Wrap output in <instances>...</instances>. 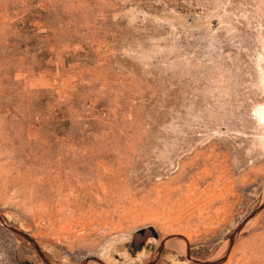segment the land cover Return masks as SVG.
I'll list each match as a JSON object with an SVG mask.
<instances>
[{
    "label": "rangeland",
    "instance_id": "374dc122",
    "mask_svg": "<svg viewBox=\"0 0 264 264\" xmlns=\"http://www.w3.org/2000/svg\"><path fill=\"white\" fill-rule=\"evenodd\" d=\"M263 112L264 0H0V264H264Z\"/></svg>",
    "mask_w": 264,
    "mask_h": 264
},
{
    "label": "water",
    "instance_id": "95a60500",
    "mask_svg": "<svg viewBox=\"0 0 264 264\" xmlns=\"http://www.w3.org/2000/svg\"><path fill=\"white\" fill-rule=\"evenodd\" d=\"M149 230L152 232V234L155 233V232H154V229H153L152 227H150ZM141 231H143V230H141Z\"/></svg>",
    "mask_w": 264,
    "mask_h": 264
},
{
    "label": "bare ground",
    "instance_id": "6f19581e",
    "mask_svg": "<svg viewBox=\"0 0 264 264\" xmlns=\"http://www.w3.org/2000/svg\"><path fill=\"white\" fill-rule=\"evenodd\" d=\"M262 120H264V112L262 114V117H261ZM104 188V187H103ZM105 189V188H104ZM106 192V191H105Z\"/></svg>",
    "mask_w": 264,
    "mask_h": 264
},
{
    "label": "flooded vegetation",
    "instance_id": "af4514ba",
    "mask_svg": "<svg viewBox=\"0 0 264 264\" xmlns=\"http://www.w3.org/2000/svg\"><path fill=\"white\" fill-rule=\"evenodd\" d=\"M140 233H143V231H141Z\"/></svg>",
    "mask_w": 264,
    "mask_h": 264
}]
</instances>
